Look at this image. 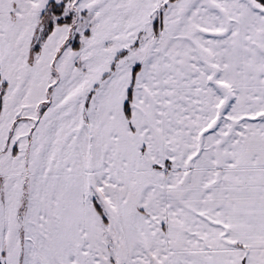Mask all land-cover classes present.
I'll use <instances>...</instances> for the list:
<instances>
[{"label": "snow or ice", "instance_id": "6c2138e0", "mask_svg": "<svg viewBox=\"0 0 264 264\" xmlns=\"http://www.w3.org/2000/svg\"><path fill=\"white\" fill-rule=\"evenodd\" d=\"M0 264H264V0H0Z\"/></svg>", "mask_w": 264, "mask_h": 264}]
</instances>
